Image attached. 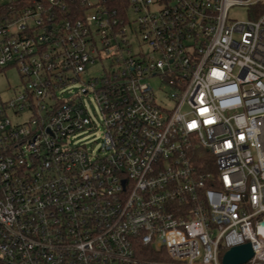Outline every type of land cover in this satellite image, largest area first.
<instances>
[{
    "label": "built area",
    "instance_id": "obj_1",
    "mask_svg": "<svg viewBox=\"0 0 264 264\" xmlns=\"http://www.w3.org/2000/svg\"><path fill=\"white\" fill-rule=\"evenodd\" d=\"M9 68L0 264H264V0H0Z\"/></svg>",
    "mask_w": 264,
    "mask_h": 264
},
{
    "label": "rangeland",
    "instance_id": "obj_2",
    "mask_svg": "<svg viewBox=\"0 0 264 264\" xmlns=\"http://www.w3.org/2000/svg\"><path fill=\"white\" fill-rule=\"evenodd\" d=\"M230 17H233L235 19H245L247 17V10L246 8L241 7H235L230 12ZM20 76L16 68H9L4 70L0 73V94L4 99L9 98L13 92L10 91L11 87H19L22 88L21 82H20ZM151 83L155 87V89L160 87V80L157 77L151 78ZM164 99V101L171 106H174V103L170 101L168 98H165V96H161L160 100ZM26 117V116H25ZM89 135V134H88ZM91 138H93L94 134L90 133L89 135ZM222 257V254H221Z\"/></svg>",
    "mask_w": 264,
    "mask_h": 264
},
{
    "label": "water",
    "instance_id": "obj_3",
    "mask_svg": "<svg viewBox=\"0 0 264 264\" xmlns=\"http://www.w3.org/2000/svg\"><path fill=\"white\" fill-rule=\"evenodd\" d=\"M264 228V221L260 224ZM254 256V250L250 242L233 246L223 255V264H247Z\"/></svg>",
    "mask_w": 264,
    "mask_h": 264
},
{
    "label": "trees",
    "instance_id": "obj_4",
    "mask_svg": "<svg viewBox=\"0 0 264 264\" xmlns=\"http://www.w3.org/2000/svg\"><path fill=\"white\" fill-rule=\"evenodd\" d=\"M262 11V10H261Z\"/></svg>",
    "mask_w": 264,
    "mask_h": 264
}]
</instances>
